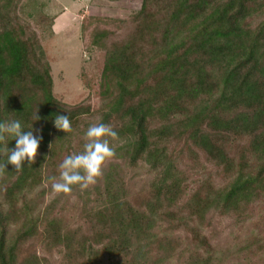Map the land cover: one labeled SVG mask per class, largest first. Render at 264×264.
<instances>
[{"label":"trees","instance_id":"16d2710c","mask_svg":"<svg viewBox=\"0 0 264 264\" xmlns=\"http://www.w3.org/2000/svg\"><path fill=\"white\" fill-rule=\"evenodd\" d=\"M23 1L0 0V122L42 139L19 172L6 164L15 139L0 141V264H264V0H141L124 19L83 16L103 56L97 106L53 96L42 47L53 18ZM100 122L117 133L102 176L47 201L49 177ZM71 195L86 230L66 222ZM215 218L236 237L213 243Z\"/></svg>","mask_w":264,"mask_h":264},{"label":"rangeland","instance_id":"374dc122","mask_svg":"<svg viewBox=\"0 0 264 264\" xmlns=\"http://www.w3.org/2000/svg\"><path fill=\"white\" fill-rule=\"evenodd\" d=\"M23 2H34L37 15L44 14L53 18L52 34H46L42 41L46 59L51 67L53 96L67 105L89 102L97 106L96 91L103 56L100 51L90 46L87 34L80 31V21L83 16L124 19L139 10L141 0L116 2L109 0H24ZM35 19L30 21L32 26L35 25ZM126 179H131L132 189L138 188L142 180L141 176H135L133 172H127ZM45 187L48 188V184ZM54 195L53 192L47 193L45 199L48 201ZM69 200L70 206L67 209L72 208V203L78 205L79 208L81 202L78 203L75 195H71ZM78 200L83 199L78 198ZM78 208L71 209L72 212L68 213L66 222L71 229L86 230L88 228L86 220L79 213ZM211 223L206 234L210 235L213 243L223 245L231 240L229 233L234 237L238 233L226 219L215 218ZM35 249L36 253L43 255L39 246ZM46 258L50 264H62L61 257L57 254L46 256Z\"/></svg>","mask_w":264,"mask_h":264},{"label":"clouds","instance_id":"9594fccd","mask_svg":"<svg viewBox=\"0 0 264 264\" xmlns=\"http://www.w3.org/2000/svg\"><path fill=\"white\" fill-rule=\"evenodd\" d=\"M40 117L37 111L33 121ZM53 126L64 133L70 132L71 126L68 114H58L53 119ZM34 135L32 125L29 130L22 128L19 120L0 122V141L5 137L15 139L13 148H6V164L14 166L15 171L22 170V166L34 163L38 146L42 137L39 129ZM117 133L109 125L102 122L90 124L83 133L84 143L82 151L69 154L58 164V175L49 177L51 191L54 194H68L74 186L85 190L94 185L102 176V168L106 161L115 156V150L110 146V139L115 140ZM50 146V145H49ZM3 165H0L4 167Z\"/></svg>","mask_w":264,"mask_h":264}]
</instances>
